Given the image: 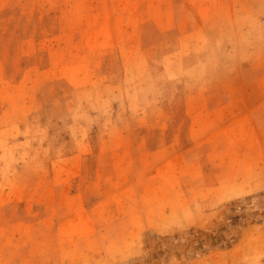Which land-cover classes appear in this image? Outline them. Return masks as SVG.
Masks as SVG:
<instances>
[{"label":"rangeland","instance_id":"374dc122","mask_svg":"<svg viewBox=\"0 0 264 264\" xmlns=\"http://www.w3.org/2000/svg\"><path fill=\"white\" fill-rule=\"evenodd\" d=\"M0 264H264V0H0Z\"/></svg>","mask_w":264,"mask_h":264}]
</instances>
